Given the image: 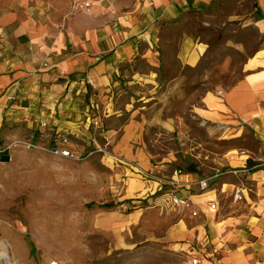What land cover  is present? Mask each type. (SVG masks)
<instances>
[{"label":"rangeland","instance_id":"374dc122","mask_svg":"<svg viewBox=\"0 0 264 264\" xmlns=\"http://www.w3.org/2000/svg\"><path fill=\"white\" fill-rule=\"evenodd\" d=\"M260 16L256 0H213L167 25L156 65L141 58L125 64L109 94L85 101L74 118L78 135L66 136L77 158L53 152L50 130L19 129L7 138L11 130L3 126L0 138L16 146L0 164V238L11 246V262L150 264L152 247L164 245L185 214L151 195L155 183L190 166L199 178L226 175L239 156L264 167V146L251 128L237 133L200 115L205 97H221L264 50ZM185 35L206 48L194 67L179 57ZM126 136L132 158L115 149ZM225 175L210 184L240 183ZM232 200L221 195L219 210L232 209Z\"/></svg>","mask_w":264,"mask_h":264},{"label":"crops","instance_id":"0c3cea01","mask_svg":"<svg viewBox=\"0 0 264 264\" xmlns=\"http://www.w3.org/2000/svg\"><path fill=\"white\" fill-rule=\"evenodd\" d=\"M212 1L0 0V130H11L7 138L19 129L30 135L47 130L78 135L74 118L84 111L85 101L92 104L97 95L109 94L125 64L141 58L156 65L164 28ZM256 2L263 16L256 26L264 34V0ZM205 51L185 35L179 57L194 67ZM204 106L203 118L237 133L249 127L264 146V50L246 62L244 76L233 87L221 97H205ZM10 141L0 138V145ZM128 141L126 136L115 149L132 158ZM239 157L238 165L231 160L229 167L241 171L232 174L240 183H209L207 191L186 187L180 192L190 199L189 206L178 208L185 210L184 217L169 227L164 245L152 247L157 257L150 264H193V259L197 264H264V167L249 169L247 156ZM178 179L202 178L185 173ZM237 187L243 190L241 201L233 197ZM151 189V195H161L158 183ZM227 193L232 209L221 211L219 197ZM10 256L13 260L11 246Z\"/></svg>","mask_w":264,"mask_h":264},{"label":"built area","instance_id":"2783aa9c","mask_svg":"<svg viewBox=\"0 0 264 264\" xmlns=\"http://www.w3.org/2000/svg\"><path fill=\"white\" fill-rule=\"evenodd\" d=\"M85 8H90V3L85 4ZM41 128H46V124L41 122L40 123ZM67 135L59 132L56 134V140L53 147V152L55 154H60L62 158L66 159H74L77 158L76 155L70 151V149H67L65 147V144H67ZM16 147L14 144L9 145H0V164L4 162V159L6 157L9 158V161L12 160L11 158V151L12 149ZM66 148V149H63ZM248 170L242 171L243 173L247 172ZM241 171L232 170L228 172L229 174H238ZM183 175V172L177 171L174 176H172L169 180L162 181L158 183V190L161 196L163 195L166 197V201L169 202V204L174 208H182V207H188L190 199L187 197L180 196V192L183 189H186V187H197L201 191H207L209 187V183L213 178H202L199 179L196 182H183L178 179ZM217 177V176H216ZM235 201H241L243 199V190L242 188H235L234 194H233ZM210 207L212 209H216L217 205L215 203H210ZM198 260L193 259V264H197ZM0 264H13L10 260V245L7 243L5 239L0 238ZM51 264H57V263H51Z\"/></svg>","mask_w":264,"mask_h":264},{"label":"trees","instance_id":"16d2710c","mask_svg":"<svg viewBox=\"0 0 264 264\" xmlns=\"http://www.w3.org/2000/svg\"><path fill=\"white\" fill-rule=\"evenodd\" d=\"M263 16H260V18H262ZM259 163L258 162H255L253 159H249L248 161H247V168H249V169H255V168H259ZM187 173L188 174H191V173H197L196 172V169H195V167H193V166H190L189 167V170L187 171Z\"/></svg>","mask_w":264,"mask_h":264},{"label":"water","instance_id":"95a60500","mask_svg":"<svg viewBox=\"0 0 264 264\" xmlns=\"http://www.w3.org/2000/svg\"><path fill=\"white\" fill-rule=\"evenodd\" d=\"M4 161L8 162V161H9V158H8V157H6V158L4 159Z\"/></svg>","mask_w":264,"mask_h":264},{"label":"bare ground","instance_id":"6f19581e","mask_svg":"<svg viewBox=\"0 0 264 264\" xmlns=\"http://www.w3.org/2000/svg\"><path fill=\"white\" fill-rule=\"evenodd\" d=\"M11 257V256H10Z\"/></svg>","mask_w":264,"mask_h":264}]
</instances>
